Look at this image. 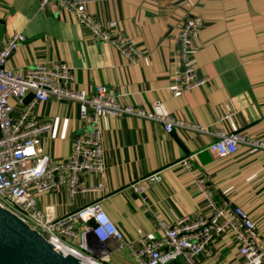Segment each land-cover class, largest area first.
Wrapping results in <instances>:
<instances>
[{
	"label": "crops",
	"instance_id": "crops-1",
	"mask_svg": "<svg viewBox=\"0 0 264 264\" xmlns=\"http://www.w3.org/2000/svg\"><path fill=\"white\" fill-rule=\"evenodd\" d=\"M40 1L0 0V50L14 33L27 38L10 56L9 68L20 72L37 63H64L73 69L78 90L92 93L105 85L136 110L151 112L160 104L172 117L204 126L210 133L184 128L167 132L163 124L148 118L106 115L105 171L82 179L86 185L101 182L103 190L71 193L61 186L37 193L38 206L59 216L99 200L136 248L146 238L163 236L161 220L209 216L215 206L228 203L251 215L264 248V150L242 145L235 154L220 157L210 149L211 132L217 129L264 137V0H80L106 30L128 36L143 50L145 56L136 64L93 37L75 16L43 10ZM191 16L203 20L192 41V58L210 80L173 96L169 87L176 69L175 28ZM11 104L13 116L27 105L13 99ZM230 111L236 115L218 122ZM33 115L51 125L42 136L41 151L55 161L70 159L76 137L89 129L74 101L53 98L38 104ZM156 173L161 180H150ZM138 182L146 187L144 194L131 187ZM197 260L239 264L236 235H221ZM130 263L137 261L126 250L113 252L108 264ZM174 264L187 263L180 259Z\"/></svg>",
	"mask_w": 264,
	"mask_h": 264
},
{
	"label": "built area",
	"instance_id": "built-area-1",
	"mask_svg": "<svg viewBox=\"0 0 264 264\" xmlns=\"http://www.w3.org/2000/svg\"><path fill=\"white\" fill-rule=\"evenodd\" d=\"M40 8L67 11L75 16L81 25L97 40L113 45L131 63H139L145 53L128 36L113 34L106 30L88 11L80 0H41ZM203 20L191 16L175 28L176 69L170 83V93L179 96L204 86L209 77L195 66L192 55V41L198 36ZM26 36L14 33L0 50V201L19 213L29 224L58 245L92 264H108L113 252L129 250L138 264H168L183 259L187 264H199L198 256L215 239L232 232L239 244L241 262L239 264H264V248L255 234L256 223L243 208L224 203L215 206L211 215H200L196 219L189 216L171 222L161 220L158 224L163 236L144 239L142 245L134 244L113 222L99 200L90 201L64 215H54L47 207L37 204V193L58 190L65 186L71 193H96L103 190L101 182L86 185L82 180L90 173L103 175L105 152L103 148V118L140 116L164 125L167 132L175 128L191 129L197 132L210 131L196 123H187L167 114L160 104L151 112L122 103L114 90L105 85L97 86L92 93L75 88L73 69L67 64H45L26 67L15 71L7 63L12 53L25 41ZM29 93L33 99L17 116H13L11 100L23 103ZM68 100L78 103L80 116L87 132L76 137L74 151L70 159L55 161L42 153V136L51 127L33 115L38 104L51 99ZM236 115V111L225 112L218 122ZM214 139L211 151L220 157L235 154L244 145L252 149L264 150V137L248 136L241 131L217 129L211 132ZM184 164L190 163L185 159ZM160 173L149 177L160 181ZM197 183L201 185L199 179ZM134 191L145 193L146 187L138 183L131 185ZM209 197L208 194H206ZM104 214L109 218L115 234L106 235V230L95 217ZM97 229H100L99 233ZM100 236H105L101 240ZM77 241V242H76ZM76 242V243H74Z\"/></svg>",
	"mask_w": 264,
	"mask_h": 264
},
{
	"label": "water",
	"instance_id": "water-1",
	"mask_svg": "<svg viewBox=\"0 0 264 264\" xmlns=\"http://www.w3.org/2000/svg\"><path fill=\"white\" fill-rule=\"evenodd\" d=\"M34 95L24 99L28 104ZM186 263L183 259H181ZM0 264H92L61 248L0 201Z\"/></svg>",
	"mask_w": 264,
	"mask_h": 264
},
{
	"label": "clouds",
	"instance_id": "clouds-1",
	"mask_svg": "<svg viewBox=\"0 0 264 264\" xmlns=\"http://www.w3.org/2000/svg\"><path fill=\"white\" fill-rule=\"evenodd\" d=\"M96 221L101 225L102 228L106 230V235L115 234L114 228L111 226L109 218L104 214H99L95 217ZM100 229H97L99 233ZM100 239H105V236H100Z\"/></svg>",
	"mask_w": 264,
	"mask_h": 264
},
{
	"label": "trees",
	"instance_id": "trees-1",
	"mask_svg": "<svg viewBox=\"0 0 264 264\" xmlns=\"http://www.w3.org/2000/svg\"><path fill=\"white\" fill-rule=\"evenodd\" d=\"M179 260H176V261H173V262H170L168 264H174V263H178Z\"/></svg>",
	"mask_w": 264,
	"mask_h": 264
},
{
	"label": "rangeland",
	"instance_id": "rangeland-1",
	"mask_svg": "<svg viewBox=\"0 0 264 264\" xmlns=\"http://www.w3.org/2000/svg\"><path fill=\"white\" fill-rule=\"evenodd\" d=\"M131 263H132V262H131ZM131 263H130V264H131ZM135 264H137V263H135Z\"/></svg>",
	"mask_w": 264,
	"mask_h": 264
}]
</instances>
